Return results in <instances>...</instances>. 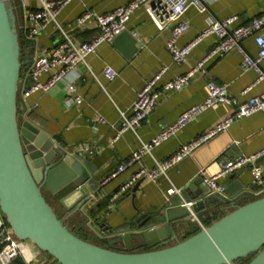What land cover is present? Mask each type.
Instances as JSON below:
<instances>
[{
	"label": "crops",
	"instance_id": "0c3cea01",
	"mask_svg": "<svg viewBox=\"0 0 264 264\" xmlns=\"http://www.w3.org/2000/svg\"><path fill=\"white\" fill-rule=\"evenodd\" d=\"M13 1H18L23 10L20 0H9L8 5ZM26 1L27 8L37 5L35 0ZM130 1L73 0L59 14L57 21L66 32L76 36L78 42L90 41L96 35V23L92 20L81 30L75 31L71 26L72 22L87 9L104 15ZM206 1L207 9L204 12L194 6L188 8L185 19L189 29L180 38V46L194 40L213 21L237 16V21L230 26L233 29L246 25L264 12V0ZM23 25L24 11L21 17H17V10L14 9V26L22 47L21 57L23 52L28 53L23 47ZM261 32L264 34V28ZM168 36L169 32H160L152 23L147 11L140 8L131 16L125 33L114 42L101 46L96 54L88 57V67H76L74 73L49 92L24 99L22 91L27 85L24 71L32 62L22 67L20 81L24 80L25 84L19 82L20 115L29 116L30 121L48 136H58L61 140L59 145L64 152L82 164L83 169L89 173V192L96 191L91 204H86L81 209L65 208L46 187H43L44 196L57 216L75 235L93 244L106 247L108 241L117 235L137 232L142 222L138 220L151 211H157L168 201L174 206L183 205L184 201H204V207L195 217L191 216L190 219L177 223L176 235L178 240L182 241L200 232L201 225L210 226L237 206L257 199L256 192L260 187L253 183L248 168L220 179L226 188L225 195L203 192L208 188L204 181L196 184L193 182L199 178L203 179L199 177L202 170L206 172L205 177H212L219 173L223 163L241 156H253L264 150V109L236 120L226 131L217 133L168 169L165 174H160L156 179L149 176L141 179L138 181L140 184L136 192L131 189L118 201L110 203V197L142 168L155 169L158 163L167 161L182 146L198 139L233 115L234 107L227 104L215 105L156 147L141 162L103 184L120 164L130 160L143 143L151 142L188 109L201 105L209 96L210 81L226 84L230 95L240 102H246L264 93V80L256 83L258 75L254 70L244 72L240 67L243 55L240 51L233 50L223 57L210 60L205 65V72L197 74L182 90L161 95L156 109L136 132L127 131L114 141L122 112H127L132 107L138 93L154 74L164 67L168 68L160 81L161 84L185 74L219 41L216 35L205 38L193 48L186 63L177 65L166 48ZM60 38L56 27L49 26L30 44L32 52H29L27 57H33L35 49L49 50ZM242 46L248 54L256 57L258 47L254 37L245 39ZM107 67H112L118 72L115 80L110 81L104 76ZM261 67L264 70V60ZM45 79L46 77L42 78ZM72 80L76 86V94L85 100L81 105L69 103L70 95L67 89ZM248 88L250 89L244 93ZM99 115L105 119V123L97 122ZM84 144L91 146L93 155L83 150ZM258 164L264 165V157L259 159ZM69 176H76L71 169H68L66 179H63L64 173L61 170L53 174L52 183L56 192L60 193L70 184L72 179ZM190 184L193 185L192 188L189 187ZM188 187L189 190L186 191ZM171 188L182 190V195L169 196L167 191ZM198 194L200 196L197 198ZM79 197L80 194L75 193L67 200V205L71 206ZM132 246L136 251L149 250L141 247L139 240H134ZM116 249L122 251L125 246L119 243L116 244ZM42 258L49 260L47 254H42Z\"/></svg>",
	"mask_w": 264,
	"mask_h": 264
},
{
	"label": "water",
	"instance_id": "95a60500",
	"mask_svg": "<svg viewBox=\"0 0 264 264\" xmlns=\"http://www.w3.org/2000/svg\"><path fill=\"white\" fill-rule=\"evenodd\" d=\"M8 1L0 0V213L14 235L58 264H233L246 258H251L247 264H264V196L237 206L182 241L176 235L177 223L198 213L204 201H197L190 209L168 201L142 216L137 232L117 235L106 247L78 237L64 224L47 202L43 187L65 208L81 209L89 200L90 175L64 152L58 136H48L29 116L20 115L22 47ZM32 60L29 56V63ZM68 169L76 176H69L70 184L56 192L53 174L61 170L66 179ZM201 182L199 178L193 183ZM75 193L80 197L68 206L67 200ZM134 240L149 250L136 251ZM119 243L124 244V250L116 249ZM16 264L21 261L16 260Z\"/></svg>",
	"mask_w": 264,
	"mask_h": 264
},
{
	"label": "built area",
	"instance_id": "2783aa9c",
	"mask_svg": "<svg viewBox=\"0 0 264 264\" xmlns=\"http://www.w3.org/2000/svg\"><path fill=\"white\" fill-rule=\"evenodd\" d=\"M36 7L27 8L26 0H20L24 11L23 36L30 44L34 43L37 38L49 27H56L60 34V39L49 50H34L31 65L24 71V79L27 85L22 91L24 99L38 93H47L59 83L66 80L70 74L74 73L75 68L84 65L88 67L87 59L89 56L97 53L98 49L104 44L112 43L119 35L127 29V23L131 16L140 8H144L152 23L160 32H169L166 39V48L170 53L175 64L181 65L186 63L189 54L202 40L216 35L219 39L216 46L206 53L197 64L183 75L177 76L172 80L160 83L163 75L168 68H162L158 73L145 84L144 88L138 93L137 100L127 112H122L119 122L118 131L114 138L117 141L120 136L127 132H136L137 129L147 120L150 114L156 109L158 100L161 95L171 91H180L188 86L192 79L199 73L205 72V65L215 57H223L233 50H238L243 55L241 69L246 72L254 70L258 77L256 83L264 80V70L261 63L264 60V34L261 32L264 28V12L258 17L251 19L246 25L231 29L238 17L233 16L225 20H217L203 30L194 40L184 46L179 45L180 38L189 29V24L185 19V14L190 6H194L200 12L207 9L206 0H131L128 4L118 7L112 12L104 15L96 14L94 11L87 9L80 17H78L71 26L73 29L81 30L90 21L96 23V35L90 41L78 42L76 36L69 34L58 23L59 14L73 0H35ZM254 37L258 47L256 57L248 54L242 43L245 39ZM104 76L113 81L118 77V72L112 67L104 70ZM46 77L45 80H42ZM22 81V80H21ZM20 81V82H21ZM31 83L29 87L28 83ZM255 83V84H256ZM25 81H22V85ZM209 96L198 106H194L182 113L178 120L165 128L157 137L149 143H143L141 148L134 152L130 160L118 166L115 172L108 177L103 184L116 178L130 166L139 163L146 155H150L152 151L165 141L176 135L188 124L194 121L206 110L217 104H227L234 107L232 116L223 120L216 127L208 130L198 139L182 146L173 156L163 163H158L153 170L142 168L134 174L124 186L110 197V203H114L122 198L131 190L135 184L141 179L149 176L156 179L160 174H165L168 169L189 156L200 145L211 139L217 133L226 131L228 127L236 120L250 116L264 109V93L260 96L249 99L246 102H240L238 99L230 95L229 87L226 84H218L210 81L208 84ZM250 88L245 90L246 93ZM69 103L81 105L85 100L76 94V86L74 81L68 85ZM98 123H105V119L100 115L97 117ZM83 150L89 155H93L94 151L91 146L83 145ZM264 157V150L256 155L249 157H238L222 164V167L216 175L205 177V170H202L199 177L203 178L204 183L208 187V191L212 194L225 195L226 188L220 182L234 172L248 168L253 177V183L260 187L256 192L257 198L264 196V165L258 164L260 158ZM89 189L91 184L88 185ZM96 191L89 192V200L86 204H91ZM169 196L182 195V190L171 188L167 191ZM197 201H184L183 205L191 208ZM195 217V214L192 215ZM196 219V218H195ZM202 229L204 228L203 225ZM43 252L35 250V247L26 241L17 238L12 229L6 223L4 217L0 213V264H16V260H20L21 264H58L52 258H42Z\"/></svg>",
	"mask_w": 264,
	"mask_h": 264
},
{
	"label": "trees",
	"instance_id": "16d2710c",
	"mask_svg": "<svg viewBox=\"0 0 264 264\" xmlns=\"http://www.w3.org/2000/svg\"><path fill=\"white\" fill-rule=\"evenodd\" d=\"M18 13L19 12L17 10V14ZM23 47L25 48L26 52H28V53L32 52L31 51V47H30V43L27 40H24ZM27 54H24V52H23V55L21 57V62L23 63V66H28L29 65V61H28V57H27L28 55ZM250 260H251V258L240 259V260L234 262L233 264H247V263L250 262Z\"/></svg>",
	"mask_w": 264,
	"mask_h": 264
},
{
	"label": "rangeland",
	"instance_id": "374dc122",
	"mask_svg": "<svg viewBox=\"0 0 264 264\" xmlns=\"http://www.w3.org/2000/svg\"><path fill=\"white\" fill-rule=\"evenodd\" d=\"M9 6L12 7L13 9H15V10H18L19 13L17 14V17L18 16L21 17V15L23 13V10L19 7L20 3L18 1L11 2ZM19 22H21V18H20Z\"/></svg>",
	"mask_w": 264,
	"mask_h": 264
}]
</instances>
